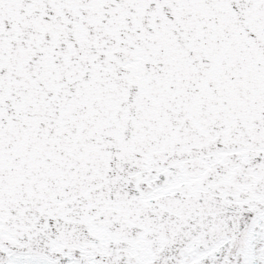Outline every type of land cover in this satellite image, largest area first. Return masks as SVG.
<instances>
[{"label":"snow or ice","instance_id":"6c2138e0","mask_svg":"<svg viewBox=\"0 0 264 264\" xmlns=\"http://www.w3.org/2000/svg\"><path fill=\"white\" fill-rule=\"evenodd\" d=\"M0 264H264V0H0Z\"/></svg>","mask_w":264,"mask_h":264}]
</instances>
